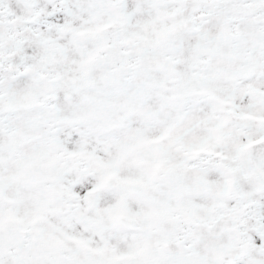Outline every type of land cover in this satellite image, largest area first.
<instances>
[{
  "label": "snow or ice",
  "instance_id": "obj_1",
  "mask_svg": "<svg viewBox=\"0 0 264 264\" xmlns=\"http://www.w3.org/2000/svg\"><path fill=\"white\" fill-rule=\"evenodd\" d=\"M0 264H264V0H0Z\"/></svg>",
  "mask_w": 264,
  "mask_h": 264
}]
</instances>
